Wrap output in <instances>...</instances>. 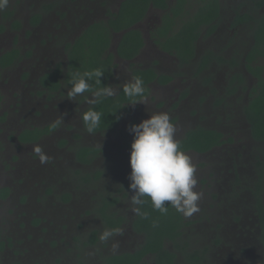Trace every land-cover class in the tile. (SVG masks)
I'll return each mask as SVG.
<instances>
[{
	"label": "rangeland",
	"instance_id": "1",
	"mask_svg": "<svg viewBox=\"0 0 264 264\" xmlns=\"http://www.w3.org/2000/svg\"><path fill=\"white\" fill-rule=\"evenodd\" d=\"M120 1L8 2L12 19H17L22 29L6 28L0 33V54L13 46L17 36L25 55L0 78V188H10L7 198L0 196V264H57V260L101 264L106 255L131 251L142 243L143 237L130 227L135 216L131 204L134 193L126 186L131 169L129 153L122 144L124 137L131 136L129 125L157 111L169 114L176 140L198 126L219 130L226 139L205 154L186 152L196 169L195 191L202 194L199 211L184 216L188 222L183 229L189 244L186 250L200 251L202 264H264V241L260 240L256 211L258 195L264 205V190L256 189L264 186V142L251 137L243 114L255 83L244 60L253 38L249 23L235 27L231 22L237 12L258 16V11L246 7L249 3L245 0H220L218 29L201 38L196 57L180 66L173 54L162 52L151 38L164 12L150 8L137 25L145 41L142 51L132 62L115 58L117 67L110 85L116 93L132 79L135 66L171 73L174 79L163 88L152 84L151 96L142 99L143 103L129 105L117 130L90 134L80 120L86 102L69 100L65 86L49 95L37 80L56 63L66 61L62 41L75 38L87 24V11L96 12V19H105L104 10L116 11ZM173 1L169 0L170 4ZM198 6V0H188L189 13L183 18L191 16ZM34 13H41L44 19L37 28L27 21ZM1 14L2 9L0 24L6 25ZM118 37L114 36L112 51ZM207 51L216 58L198 73L200 58ZM259 64L264 66V58ZM236 74L244 77V83L230 94L229 81ZM61 116L63 123L57 124ZM47 125H55V129L37 143L23 144L16 139L23 129ZM79 145L98 147L101 153L87 165H80L75 159ZM96 172L101 173L97 180L83 183L85 174ZM66 194L70 195L68 200L63 199ZM113 196L118 202L111 211L123 216L125 222L119 233L101 243L99 236L109 228L97 209L102 199ZM92 233L97 236L94 244L87 242ZM178 261L189 264L181 253Z\"/></svg>",
	"mask_w": 264,
	"mask_h": 264
},
{
	"label": "trees",
	"instance_id": "2",
	"mask_svg": "<svg viewBox=\"0 0 264 264\" xmlns=\"http://www.w3.org/2000/svg\"><path fill=\"white\" fill-rule=\"evenodd\" d=\"M254 6L264 8V0H249ZM187 0H174L171 4L169 0H121L116 12H108L106 19L94 21L86 26L80 34L70 41H62L66 61L58 62L54 68L44 72L38 80L43 92L49 95L58 93L62 87H70L69 80L73 72H91L94 69L102 68L104 75L100 77L101 84L110 85L114 70L117 67L115 58L124 61H132L145 45L142 31L137 25L142 22L150 8L160 10L163 13L160 24L152 31L151 38L163 51L173 54L180 66L189 64L196 57V41L201 37H208L217 28L220 18L219 0H198L199 6L194 13L184 19ZM9 14V13H8ZM6 14L5 16H8ZM40 20V14L34 13L30 22L36 25ZM177 21L180 23L178 24ZM252 21V23H250ZM239 23H249L252 33V44L244 57L246 70L255 78V83L250 89L248 102L243 107L244 117L249 125L251 137L258 142H264V66L259 64V59L264 58V12L254 16L249 12L236 13L234 25ZM13 27L19 28V21H13ZM2 29V28H1ZM120 34V38L115 45L114 51L111 50L113 34ZM16 38L14 39V41ZM22 55L20 48L14 43L13 47L0 54V78L5 69L11 68ZM216 56L207 51L201 58L196 68L198 73L202 72ZM131 76L140 77L144 81L145 96L150 94L149 83H167L171 76L157 74L153 68L131 69ZM93 90L96 85L94 80L89 81ZM244 83L241 74L232 75L229 81L230 89L228 93H233L238 85ZM124 85L120 86L114 96L102 99L94 106L95 110L100 111V125L90 134L115 131L118 129L125 112L129 105L135 101L126 97L122 91ZM91 93H84L77 97V101L83 102L84 97H90ZM144 97L138 98L143 99ZM138 103V102H137ZM136 104V103H135ZM92 105L85 104V111ZM81 111V112H82ZM80 112V113H81ZM119 117V119H117ZM82 123V122H81ZM82 127L89 133L85 126ZM55 129V125L44 127H33L23 129L17 135L20 143H36L43 136ZM122 148L130 152L132 135L124 137ZM180 149L186 152L205 154L217 146L226 142L224 135L216 129L198 126L186 131L184 136L177 140ZM101 153V149L94 146L79 145L75 149V159L87 165ZM101 173L96 172L92 175L85 174L82 177L84 184L90 183L99 178ZM129 183L126 185L128 186ZM260 191L264 190L261 185ZM8 188H0V196L5 198L9 194ZM67 196V197H66ZM64 196V200L70 198L69 194ZM69 196V197H68ZM145 203L141 206V211L146 213L144 216L136 215L130 222L133 232L143 237L134 250L108 254L102 258L101 264H185L178 261V253L184 255L189 264H202L200 251L188 252V242L183 238V229L188 222L184 216L178 213L171 205L168 211L161 213L152 207L151 201L143 198ZM118 202L117 197L102 199L101 205L97 209V214L103 219L109 229L121 227L125 218L111 211L112 207ZM168 202H165L167 205ZM256 211L258 212V225L262 241H264V205L260 195L256 198ZM87 242L94 244L97 236L94 233L87 239ZM86 242V243H87ZM201 251H203L201 249ZM57 264H72L64 260H57Z\"/></svg>",
	"mask_w": 264,
	"mask_h": 264
},
{
	"label": "clouds",
	"instance_id": "3",
	"mask_svg": "<svg viewBox=\"0 0 264 264\" xmlns=\"http://www.w3.org/2000/svg\"><path fill=\"white\" fill-rule=\"evenodd\" d=\"M9 0H0V9L7 7ZM104 75L102 68L91 72H73L69 80L70 87L66 97L76 101L84 93H91L84 97L86 104L92 105L80 113V120L89 133H92L101 122L102 113L94 106L102 99L115 95L111 85L101 84L100 77ZM94 80L98 87L92 89L89 81ZM122 91L126 97L143 103L141 97L145 96L144 81L140 77H133L124 84ZM119 119V117H117ZM57 124L63 123V116L57 119ZM133 139L130 145L129 165L130 181L128 187L134 193L131 196L132 211L146 218L141 206L147 197L155 210L161 213L168 211L171 205L178 213L185 217L192 216L199 211L198 201L201 193L195 191L197 180L195 166L191 158L180 149L175 137V126L167 112L157 111L138 124L128 126ZM165 202H168L165 205ZM119 229H106L99 236L101 243L108 242ZM112 247L115 249L116 244Z\"/></svg>",
	"mask_w": 264,
	"mask_h": 264
},
{
	"label": "flooded vegetation",
	"instance_id": "4",
	"mask_svg": "<svg viewBox=\"0 0 264 264\" xmlns=\"http://www.w3.org/2000/svg\"><path fill=\"white\" fill-rule=\"evenodd\" d=\"M91 0H86V2H90ZM97 2L99 1V0H96ZM220 1V0H219ZM247 3H249V5H246V7H251V9L252 8H254L255 10H257L258 11V13H257V15H260L261 13H263L264 12V8L263 7H257V6H254L249 0H245ZM221 3V2H220ZM119 5H120V2L118 3V6H117V9H118V7H119ZM188 5V0H187V2H186V4H185V8H187L186 6ZM8 7H12V6H9V4L7 5V7H5L4 9H2V17H4L5 18V22L7 23L6 25L5 24H0V33L1 32H3L6 28H9V29H11V30H14V31H17L18 29H14L13 28V21H16V20H13L12 19V16H13V12H12V10L10 9V8H8ZM102 7H105V6H102ZM221 4H220V14H221ZM117 9H116V11H117ZM109 11H111V12H116V11H112V10H110V9H106V11L104 10V13H106V18H107V16H108V12ZM251 11V10H250ZM262 11V12H261ZM88 12V17H87V19L85 20V22L87 23L85 26H83L82 27V29H80L79 30V32L76 34V36L78 35V34H80V32L86 27V26H88L89 24H91L92 22H94V21H98L99 19H96V12H92V11H87ZM246 12H249V11H244V12H239L240 14H243V13H246ZM9 13V14H8ZM183 13H184V16H185V13H189V10L188 9H186L185 11H183ZM6 14H8V16H5ZM40 14V20H39V22L36 24V25H33V24H31V22H30V18L32 17V15H30L29 17H28V19H27V21L29 20V23L31 24V26L32 27H34V28H37V27H39L41 24H42V22H43V16H42V14L41 13H39ZM235 15H236V13L233 15V17L231 18V22H232V24L234 25V18H235ZM105 16V15H104ZM183 16V17H184ZM105 18V19H106ZM186 18H188V17H186ZM220 19V18H219ZM18 21V20H17ZM250 23H252V21H250ZM244 24H247V23H244ZM243 23H239V24H236V25H234L235 27L236 26H243L244 25ZM218 27H219V23H217V28H216V30L218 29ZM2 28V29H1ZM20 29H22V27H19ZM216 30H215V32H216ZM215 32H213L212 34H214ZM117 33H114L113 34V39H114V36L116 35ZM211 34V35H212ZM252 34V33H251ZM119 35V37H118V39H117V42H118V40H119V38H120V34H118ZM210 36V35H209ZM252 36V35H251ZM16 38V40L14 41V39ZM201 38H203V36H202V33H201V37H199L198 38V40L196 41V43L198 44V42H199V40L201 39ZM116 42V43H117ZM14 43H16L17 44V46H18V37L16 36V37H14L13 38V40H12V44L14 45ZM112 46V45H111ZM13 46H11V48H12ZM19 47V46H18ZM10 48V49H11ZM143 49V48H142ZM162 50V49H161ZM142 51V50H141ZM5 52V51H4ZM162 52H163V50H162ZM196 52H197V48H196ZM3 53V52H2ZM164 53H166V54H168V55H171V54H169V53H167V52H165L164 51ZM140 54V53H139ZM139 54L137 55V56H139ZM21 55H22V57H23V55H25L24 53H21ZM136 56V57H137ZM135 57V58H136ZM117 58V57H116ZM134 58V59H135ZM22 59V58H21ZM119 59V58H118ZM133 59V60H134ZM176 59V58H175ZM132 60V61H133ZM124 61V60H123ZM132 61H127V62H132ZM176 61L178 62V60L176 59ZM179 64V63H178ZM153 66H155V63H154V65ZM135 67H138V66H135ZM138 68H143V69H145V68H149V66L148 67H138ZM152 68V67H151ZM154 69V68H153ZM5 70H7V69H5ZM5 70H3V71H5ZM154 71L157 73V74H166V75H169V76H171V79L167 82V83H165V84H160V83H158V82H156V81H154V82H151V83H149V87H150V90H151V88H152V84H155V85H157L158 86V88H163L164 86H166L167 84H169L170 82H172L173 81V79H174V76H173V74H171V73H163V72H160V71H157L156 69H154ZM248 72V71H247ZM3 73V72H2ZM131 74V73H130ZM248 74L249 75H251L249 72H248ZM252 76V75H251ZM131 78H132V76H131ZM38 80H39V78H38ZM37 80V81H38ZM124 85V84H123ZM241 85H238L237 87L239 88ZM237 88V89H238ZM236 89V90H237ZM227 92H228V89H227ZM149 96H151V93L149 94ZM149 96H147V97H149ZM144 98H146V97H144ZM143 98V99H144ZM142 100V99H141ZM0 104H1V100H0ZM33 128V127H32ZM195 128V127H194ZM186 133V132H185ZM184 133V134H185ZM19 133H17V135H18ZM184 134L179 138V139H181L183 136H184ZM17 135H16V139H17ZM46 136V135H45ZM45 136H43L39 141H41ZM179 139H177V140H179ZM38 141V142H39ZM37 143V142H36ZM24 144H31V143H24ZM80 165H81V163H79ZM86 165V164H85ZM2 188H4V187H2ZM5 188H8L9 190H10V188H9V186H6ZM10 195V192H9V194L5 197V198H7L8 196ZM1 198V197H0Z\"/></svg>",
	"mask_w": 264,
	"mask_h": 264
}]
</instances>
